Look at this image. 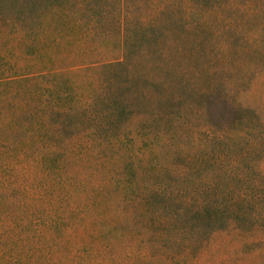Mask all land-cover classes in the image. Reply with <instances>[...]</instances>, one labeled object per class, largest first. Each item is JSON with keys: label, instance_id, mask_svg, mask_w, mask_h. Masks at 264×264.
Listing matches in <instances>:
<instances>
[{"label": "trees", "instance_id": "trees-1", "mask_svg": "<svg viewBox=\"0 0 264 264\" xmlns=\"http://www.w3.org/2000/svg\"><path fill=\"white\" fill-rule=\"evenodd\" d=\"M36 1L34 6L15 0L19 10L11 16L0 12V23L37 31L48 7H63L61 25L82 44L81 62L22 80L19 90L28 84L35 103L11 112L17 127L8 133L15 138L28 130L46 132L55 148L70 138L115 143L129 133L127 119L142 116L138 130L170 149L182 173L144 166L138 172L134 160L143 163L145 157L132 151L119 170L118 182H127L132 198L121 214L133 220L139 235L147 230L148 236L137 238L136 250L150 264L157 259L179 264L180 255L199 254L210 231L232 228L251 217L252 206L263 207L259 187L242 174L250 148L241 141L252 135L255 149L261 138L255 134L256 116L234 96L246 78L264 68V0H244V5L241 0ZM230 8L243 12L233 16L226 13ZM102 43L107 56H98ZM25 124L30 127L24 130ZM199 138L207 143L197 160L212 163L204 178L189 173L190 143ZM228 166L240 168L239 174L227 172Z\"/></svg>", "mask_w": 264, "mask_h": 264}, {"label": "rangeland", "instance_id": "rangeland-1", "mask_svg": "<svg viewBox=\"0 0 264 264\" xmlns=\"http://www.w3.org/2000/svg\"><path fill=\"white\" fill-rule=\"evenodd\" d=\"M31 3L37 5L36 0ZM240 3L244 5V0ZM18 4L0 0V12L11 16L13 10H19ZM61 9L48 7L37 31L15 30L10 23H0V264H150L151 260L136 250L137 238L148 236L147 230L139 235L133 220L121 214L132 198L127 182H118L119 170L132 151L145 157L143 163L134 160L137 171L144 166L149 171L166 168L175 176L182 173L172 162L170 149L160 148L151 136L138 130L142 116L129 117L124 124L129 133L115 143L70 138L64 147L55 148L46 132L28 130L15 138L8 133L10 127H17L12 124L11 112L35 103L26 92L28 84L19 90L22 80L49 67L58 71L81 62L77 55L83 46L75 43L71 28L62 27L66 17ZM242 12L230 8L226 13L241 16ZM248 23L246 27H250ZM98 46V56H107L105 44ZM234 97L256 116L254 131H259L261 138L255 149L252 135L246 134L241 141L244 148H250L242 174H248L264 195V68L246 78L243 90ZM29 127L25 124L23 129ZM176 141L180 143V139ZM206 143L202 138L190 143L192 177L204 178L212 168V163L204 165L197 160L205 154ZM230 169L228 166L227 172ZM239 172L240 168L231 169L232 174ZM263 208L264 202L258 210L252 206L251 217H244L232 228L210 231L202 251L195 256L180 255L178 263L264 264Z\"/></svg>", "mask_w": 264, "mask_h": 264}]
</instances>
